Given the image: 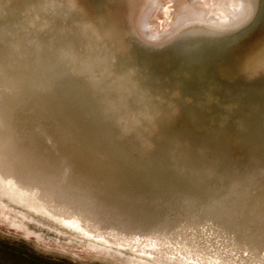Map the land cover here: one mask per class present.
Wrapping results in <instances>:
<instances>
[{
	"label": "bare ground",
	"instance_id": "6f19581e",
	"mask_svg": "<svg viewBox=\"0 0 264 264\" xmlns=\"http://www.w3.org/2000/svg\"><path fill=\"white\" fill-rule=\"evenodd\" d=\"M0 193L155 264H264V0H0Z\"/></svg>",
	"mask_w": 264,
	"mask_h": 264
},
{
	"label": "rangeland",
	"instance_id": "374dc122",
	"mask_svg": "<svg viewBox=\"0 0 264 264\" xmlns=\"http://www.w3.org/2000/svg\"><path fill=\"white\" fill-rule=\"evenodd\" d=\"M167 7L163 10L164 16L149 18L144 22L147 27H142L149 35L147 39H158L164 31L168 33L167 25L171 16L172 20L175 19L176 12L172 1L168 2ZM10 200L0 193V264L156 263L153 254L126 243L113 244L67 222L37 212L19 201Z\"/></svg>",
	"mask_w": 264,
	"mask_h": 264
}]
</instances>
